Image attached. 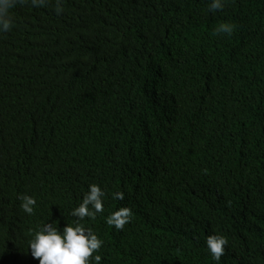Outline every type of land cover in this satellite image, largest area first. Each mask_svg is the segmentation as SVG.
<instances>
[{"label":"trees","instance_id":"obj_1","mask_svg":"<svg viewBox=\"0 0 264 264\" xmlns=\"http://www.w3.org/2000/svg\"><path fill=\"white\" fill-rule=\"evenodd\" d=\"M209 4L16 0L0 33V264H38L33 233L75 226L91 184L104 211L79 223L100 264H217L212 234L219 264H264V0Z\"/></svg>","mask_w":264,"mask_h":264},{"label":"clouds","instance_id":"obj_2","mask_svg":"<svg viewBox=\"0 0 264 264\" xmlns=\"http://www.w3.org/2000/svg\"><path fill=\"white\" fill-rule=\"evenodd\" d=\"M32 7L45 5L47 0H30ZM225 0H210L209 11L216 12L224 7ZM16 0H0V33H6L13 27V19L10 10L14 8ZM62 0H56L55 12L62 11ZM234 26L229 23L221 24L217 32L230 35ZM105 192L97 184L89 185L88 191L84 194L82 202L70 212V215L77 218L75 226L66 224L59 229L51 224H45L42 228L33 233L29 241L30 254L38 264H90L89 258L100 264L102 257L98 252L103 241L79 223L85 217L95 219L98 213L104 211L103 197ZM113 198L123 200L124 194L116 192ZM20 208L28 215L34 213L36 200L34 197L23 195L20 197ZM132 210L128 207H120L106 217V223L114 226L116 230H122L125 224L130 222ZM206 246L211 258L219 264L225 253L227 239L222 235L212 234L206 238Z\"/></svg>","mask_w":264,"mask_h":264}]
</instances>
